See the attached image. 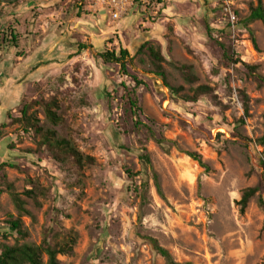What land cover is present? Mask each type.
I'll use <instances>...</instances> for the list:
<instances>
[{"label":"rangeland","instance_id":"rangeland-1","mask_svg":"<svg viewBox=\"0 0 264 264\" xmlns=\"http://www.w3.org/2000/svg\"><path fill=\"white\" fill-rule=\"evenodd\" d=\"M232 1L236 33L220 0H138L141 21H114L121 40L96 41L100 52L20 98L0 91V253L74 237L60 264H166L153 238L177 264H264V147L256 144L264 136V22L246 24L264 0ZM19 2L0 6V33L19 32L17 10L31 0ZM84 34L74 39L78 54L91 47ZM121 47L126 69L101 59ZM15 58L3 55L0 74ZM200 87L209 93L195 101ZM60 140L82 165L57 148ZM188 153L201 155L209 173ZM248 189L258 193L242 212ZM17 220L22 234L11 230Z\"/></svg>","mask_w":264,"mask_h":264},{"label":"crops","instance_id":"crops-1","mask_svg":"<svg viewBox=\"0 0 264 264\" xmlns=\"http://www.w3.org/2000/svg\"><path fill=\"white\" fill-rule=\"evenodd\" d=\"M27 11L35 12L26 16ZM18 16L24 17L23 24L18 26L23 36L19 49L21 56L13 59L10 73L0 74L5 86L0 87V91L4 92L7 99L10 93L11 100L20 98L37 84L84 60L90 50L100 52L95 46L96 41L102 47L111 39L112 33L119 34L122 39L110 11L97 4L96 0H31L30 5L17 10ZM128 16L132 17L133 25L144 17L137 7L130 8ZM109 22L114 27H108ZM98 25L106 28V32H99L100 36L95 33ZM147 25L144 23V26ZM79 33H85L82 38L91 44L90 49L82 54H78L74 46V39ZM13 63L16 67H13Z\"/></svg>","mask_w":264,"mask_h":264},{"label":"trees","instance_id":"trees-1","mask_svg":"<svg viewBox=\"0 0 264 264\" xmlns=\"http://www.w3.org/2000/svg\"><path fill=\"white\" fill-rule=\"evenodd\" d=\"M20 2H16L14 4L8 5V6H16ZM0 6H3V3L0 1ZM256 21H262L264 22V6L262 2H259L258 6L251 9L250 15L247 19L246 24H250ZM22 35L19 33L15 28L9 27L7 30L0 33V62L3 58V55L10 54L14 51H16L17 57H20L21 54L19 53L20 49V43L22 40ZM254 45L255 41H254ZM101 59L106 63H116L119 65H122L124 69L125 62L130 58L129 51L126 49H123L122 47L119 50V53H117L115 50L113 51H107L100 55ZM157 60H162L159 56H156ZM249 68V66H247ZM183 69L182 71H185L186 68H180ZM162 78H165L164 74L160 75ZM262 82H264V78H261ZM209 93V89L207 87H200L195 91V98H193L195 101L197 99V96L199 95H205ZM136 102H134V107H136ZM248 112V109H246V113ZM24 118H27V111H23ZM48 116L52 120L54 124H59L60 119L51 112L48 111ZM31 118H28L27 120V126H31ZM159 143L161 145H164L165 142L163 140H160ZM256 144L258 146L264 147V136L257 140ZM57 148L59 150H62L65 154V156H68L74 160V163L78 165H82V156L81 154L70 144L67 140H60L57 142ZM168 153V150H166ZM187 156L191 158L194 162H197L199 166L203 169H205L206 172L209 173L208 165L204 162L201 155L197 153H188ZM143 160L145 161L146 165L150 166L151 161L148 156H144ZM156 183H157V189L158 192H161L159 183H158V177L154 176ZM263 184H264V177H263ZM147 184H144L142 186V199L146 201V192H147ZM258 189H248L243 197L241 202L239 203V206L241 207V211L244 212L247 208L249 202L257 195ZM16 203L20 208H22L21 201L19 199H15ZM260 206L264 208V198H260L259 200ZM11 230L13 232H19L22 234L21 231V225L20 222L17 220L16 222L10 223ZM148 241L153 246L154 250L165 260L166 264H177L175 260L173 259L172 255L169 254V251L162 248L158 241L149 238ZM76 245V239L74 237H71L67 242H65L61 246H57L56 248L53 247L48 242H44L41 246H32V245H16L13 247L5 246L0 253V264H60L58 257L59 256H65L69 255L73 252V249ZM44 256L47 257V263L44 262Z\"/></svg>","mask_w":264,"mask_h":264},{"label":"built area","instance_id":"built-area-1","mask_svg":"<svg viewBox=\"0 0 264 264\" xmlns=\"http://www.w3.org/2000/svg\"><path fill=\"white\" fill-rule=\"evenodd\" d=\"M137 1L138 0H97V4L110 11L113 21H120L128 14L129 9L137 4ZM141 1H144L145 4H149L152 0ZM220 2L223 12L228 18L231 31L236 33L238 19L233 9L235 5L234 2L232 0H220Z\"/></svg>","mask_w":264,"mask_h":264},{"label":"water","instance_id":"water-1","mask_svg":"<svg viewBox=\"0 0 264 264\" xmlns=\"http://www.w3.org/2000/svg\"><path fill=\"white\" fill-rule=\"evenodd\" d=\"M0 1L3 3V5L8 6V5L14 4L16 2H19L21 0H0Z\"/></svg>","mask_w":264,"mask_h":264}]
</instances>
